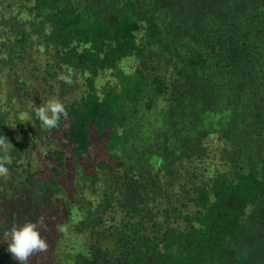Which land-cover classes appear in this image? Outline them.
<instances>
[{"label":"trees","instance_id":"trees-1","mask_svg":"<svg viewBox=\"0 0 264 264\" xmlns=\"http://www.w3.org/2000/svg\"><path fill=\"white\" fill-rule=\"evenodd\" d=\"M4 135L0 238L46 225L29 264H264V0H0Z\"/></svg>","mask_w":264,"mask_h":264},{"label":"clouds","instance_id":"clouds-1","mask_svg":"<svg viewBox=\"0 0 264 264\" xmlns=\"http://www.w3.org/2000/svg\"><path fill=\"white\" fill-rule=\"evenodd\" d=\"M59 78L66 84L72 83V80L67 76L61 75ZM34 111L41 125L47 129L58 127L61 117L68 116L65 104L55 97L44 103H37ZM5 139L8 140L5 135L0 136V143H3ZM8 163H11L10 157L0 158V175L8 173L9 168L5 166ZM45 229L46 225L42 219L27 220L23 224L15 222L5 232L6 238H0V241H6L8 251L13 259L18 261V264H29L30 257L45 253L49 248L47 238L42 234ZM58 231L65 233L66 229L63 226H58Z\"/></svg>","mask_w":264,"mask_h":264},{"label":"rangeland","instance_id":"rangeland-1","mask_svg":"<svg viewBox=\"0 0 264 264\" xmlns=\"http://www.w3.org/2000/svg\"><path fill=\"white\" fill-rule=\"evenodd\" d=\"M164 104V103H163ZM163 104H160V108L161 107H166L167 108V106H165V105H163ZM151 125H153V124H151ZM156 126L157 127H159V128H161V122H158V123H156ZM151 134L152 135H155V133L154 132H152L151 131ZM156 136V135H155ZM241 135H233V138L234 139H238L239 137H240ZM247 139V138H246ZM251 141H252V138H249L248 139V142L249 143H251ZM14 143V141L11 143V144H13ZM233 143H234V146L231 148V145H230V151H236V152H234L239 158H240V160L241 161H239L241 164H246V162H247V160H249L250 159V157H249V155H254V156H256L257 155V153H256V151L255 150H253V151H251V149H248V148H250V147H252V146H247L246 145V143H245V139H238V140H236V141H233ZM246 147H248V148H246ZM257 148V147H256ZM232 149V150H231ZM252 152V153H251ZM233 153V154H234ZM232 161H234V160H232ZM216 165H218L219 167H220V169L221 170H223V171H227L228 169L230 170V169H233L232 168V162H230L229 161V159H225L224 160V158H219V155H217L216 156V159L213 161V168H212V173H213V171H216L217 169L215 168V166Z\"/></svg>","mask_w":264,"mask_h":264}]
</instances>
